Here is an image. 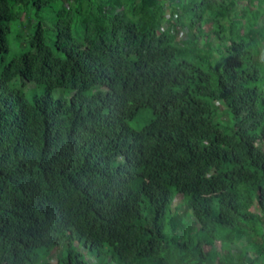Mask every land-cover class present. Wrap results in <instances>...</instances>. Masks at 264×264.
<instances>
[{"label":"trees","instance_id":"16d2710c","mask_svg":"<svg viewBox=\"0 0 264 264\" xmlns=\"http://www.w3.org/2000/svg\"><path fill=\"white\" fill-rule=\"evenodd\" d=\"M33 9L0 67V264H264V0H0V51Z\"/></svg>","mask_w":264,"mask_h":264},{"label":"rangeland","instance_id":"374dc122","mask_svg":"<svg viewBox=\"0 0 264 264\" xmlns=\"http://www.w3.org/2000/svg\"><path fill=\"white\" fill-rule=\"evenodd\" d=\"M37 13L39 15H37ZM167 14H169L167 12ZM49 12L47 11H41L35 12L33 9L31 13L26 17V20H18L15 23L11 25V33L8 36L9 40V52L4 53L0 51V67L5 63L4 61H9L12 59L16 54L20 53L21 51H24L28 48L27 41L31 38V35L35 31V27L39 22H45L46 24L49 23L52 26V23L50 19H48ZM165 25V24H164ZM44 28V27H43ZM45 35L47 39L50 37L49 29L44 28ZM4 59V60H3ZM22 80L19 78L16 80L12 86L14 87H20L24 90V93L27 97V99L32 102L34 96H41L45 93V88L43 86H39L35 83H26L23 86ZM72 96L71 91L64 90V89H57L54 91V97L58 99H65L70 100ZM221 111H223V108L221 107ZM150 111H146L143 116H141L138 120L129 122L130 126L136 130L142 129L150 119ZM230 118L228 116H223L221 118V121L229 122ZM183 201L182 197H178L175 201L176 205H180ZM80 244V242H78ZM79 244L74 243L75 247H78ZM86 257L90 260L92 264H100L99 261L89 254H87L86 250H83ZM56 255V252L54 253ZM55 263L57 262L56 258L53 260Z\"/></svg>","mask_w":264,"mask_h":264}]
</instances>
